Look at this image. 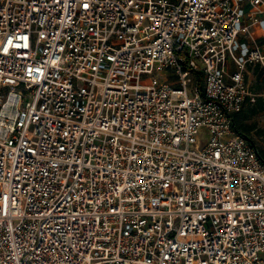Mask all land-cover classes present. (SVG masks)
Returning a JSON list of instances; mask_svg holds the SVG:
<instances>
[{
    "label": "built area",
    "instance_id": "built-area-1",
    "mask_svg": "<svg viewBox=\"0 0 264 264\" xmlns=\"http://www.w3.org/2000/svg\"><path fill=\"white\" fill-rule=\"evenodd\" d=\"M255 69L264 0H0V264H264Z\"/></svg>",
    "mask_w": 264,
    "mask_h": 264
},
{
    "label": "rangeland",
    "instance_id": "rangeland-1",
    "mask_svg": "<svg viewBox=\"0 0 264 264\" xmlns=\"http://www.w3.org/2000/svg\"><path fill=\"white\" fill-rule=\"evenodd\" d=\"M246 80L249 91L256 96H253V100L249 98L245 102L242 110L235 114V121L238 122L240 132L254 143L264 159V71H249ZM254 105L256 110L252 112L251 107Z\"/></svg>",
    "mask_w": 264,
    "mask_h": 264
},
{
    "label": "trees",
    "instance_id": "trees-1",
    "mask_svg": "<svg viewBox=\"0 0 264 264\" xmlns=\"http://www.w3.org/2000/svg\"><path fill=\"white\" fill-rule=\"evenodd\" d=\"M258 100H261V99H258ZM258 102H259V101H258ZM262 102H263V101H262ZM255 110H256V107H255V105H254V107H253V106L251 107V111H252V112H255ZM238 113H239V112H238ZM238 113H237V114H238ZM237 114H236V115H237ZM236 115H234V118H233V127L235 128L236 131H238L239 133H241L240 130H239V128H238V126H237V123H238V122L235 121V116H236ZM241 134H242V133H241ZM259 155H260V154H259ZM260 158H262V157L260 156ZM262 160H264V159L262 158Z\"/></svg>",
    "mask_w": 264,
    "mask_h": 264
},
{
    "label": "crops",
    "instance_id": "crops-1",
    "mask_svg": "<svg viewBox=\"0 0 264 264\" xmlns=\"http://www.w3.org/2000/svg\"><path fill=\"white\" fill-rule=\"evenodd\" d=\"M257 70V72H259V71H264V70H261V69H256Z\"/></svg>",
    "mask_w": 264,
    "mask_h": 264
}]
</instances>
